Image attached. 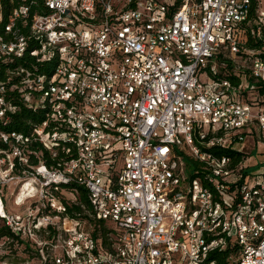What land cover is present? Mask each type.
Wrapping results in <instances>:
<instances>
[{
  "label": "built area",
  "instance_id": "2783aa9c",
  "mask_svg": "<svg viewBox=\"0 0 264 264\" xmlns=\"http://www.w3.org/2000/svg\"><path fill=\"white\" fill-rule=\"evenodd\" d=\"M251 1L10 11L0 59L29 50L51 71L0 79V116L15 109L13 77L9 90L45 109L29 135L0 131V264H264V163L251 158L264 151V9Z\"/></svg>",
  "mask_w": 264,
  "mask_h": 264
},
{
  "label": "trees",
  "instance_id": "16d2710c",
  "mask_svg": "<svg viewBox=\"0 0 264 264\" xmlns=\"http://www.w3.org/2000/svg\"><path fill=\"white\" fill-rule=\"evenodd\" d=\"M24 3L29 8V16H28V22L31 20V17L33 13H44L47 10L44 8L42 4V0H26V2H22L21 0H0V11L2 13L1 20H0V33L3 32V25L6 22L7 15L10 13V11L17 7L19 4ZM259 5V0H252L251 1V10L253 11L255 8H257ZM21 31L26 35L28 33V26H22ZM34 44H30V48H32ZM25 67L32 70H37L39 73H50L51 66L48 63H42L39 64L35 61V58L29 54V50H26L24 55L22 57H7V59H0V79H3L2 81H5V75L6 71L13 68V67ZM17 80V77H13L10 82H6L7 90L3 93L6 100L10 101L15 109L13 111H6L3 116H0V131H4L7 133L10 132H20L24 135H29L34 125H39L41 122L45 119V109L40 107H35L34 105H31L27 103L22 98V91L18 89L9 90V86L11 83ZM233 80V79H232ZM256 90L259 94L264 93V83L260 84L258 83L256 86ZM8 146L7 143H4L2 140H0V149L6 148ZM30 148H34L39 151L40 158L48 165L55 164L56 160L50 158L48 151L43 149L38 142H32L30 144ZM227 152H229L232 156H236V160L238 158H241L244 153L242 152H236L231 149H226ZM61 156H64L62 152L59 151L58 156L56 159L60 158ZM33 161L36 162L38 158L32 157ZM186 163L188 166L191 164L194 166L198 165V162L196 160H193L192 158L186 156ZM76 187V200H78L81 203H88L86 198L85 190L80 187L76 186L74 184L65 185L67 189H70V187ZM75 208H80L78 205L74 206ZM105 228L102 229V234H104ZM217 259V264H227L224 261V256L220 255H213Z\"/></svg>",
  "mask_w": 264,
  "mask_h": 264
},
{
  "label": "rangeland",
  "instance_id": "374dc122",
  "mask_svg": "<svg viewBox=\"0 0 264 264\" xmlns=\"http://www.w3.org/2000/svg\"><path fill=\"white\" fill-rule=\"evenodd\" d=\"M259 2H260L259 7L261 9H264V0H259ZM255 137H256V135L253 134L251 137H249L247 139V148H246L247 152H250V150H252L255 147V142H256ZM242 145H243V147L246 145V140H244L242 142ZM251 158L254 161H256V163L257 162L259 164L264 163V151L261 153V152H259L257 150H252ZM251 163H252V161H251ZM193 166L194 165L191 164L189 167L193 168ZM260 167H261V165L258 168H256V169L254 168L253 170L257 171Z\"/></svg>",
  "mask_w": 264,
  "mask_h": 264
}]
</instances>
